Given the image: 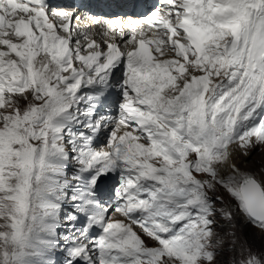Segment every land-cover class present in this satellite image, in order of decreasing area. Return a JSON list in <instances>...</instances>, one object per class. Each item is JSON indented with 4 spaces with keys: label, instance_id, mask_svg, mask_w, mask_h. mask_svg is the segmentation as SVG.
<instances>
[{
    "label": "snow or ice",
    "instance_id": "snow-or-ice-1",
    "mask_svg": "<svg viewBox=\"0 0 264 264\" xmlns=\"http://www.w3.org/2000/svg\"><path fill=\"white\" fill-rule=\"evenodd\" d=\"M73 17L0 0V264H264L209 195L264 230V0Z\"/></svg>",
    "mask_w": 264,
    "mask_h": 264
},
{
    "label": "rangeland",
    "instance_id": "rangeland-1",
    "mask_svg": "<svg viewBox=\"0 0 264 264\" xmlns=\"http://www.w3.org/2000/svg\"><path fill=\"white\" fill-rule=\"evenodd\" d=\"M242 152H237L234 155V160H237L242 166H250L249 168L253 171H261L264 173V145H258L255 148L248 150V155L244 156ZM253 167V168H252ZM256 168V169H255ZM264 175V174H263ZM212 196L215 206L221 207L220 200H216L215 197L218 195L224 202V205L231 206L234 214L235 231L237 234L253 248L255 251H264V230L254 225L253 223L246 220L244 215L240 212L237 207L236 201L229 196L227 191L217 185L216 193Z\"/></svg>",
    "mask_w": 264,
    "mask_h": 264
},
{
    "label": "bare ground",
    "instance_id": "bare-ground-1",
    "mask_svg": "<svg viewBox=\"0 0 264 264\" xmlns=\"http://www.w3.org/2000/svg\"><path fill=\"white\" fill-rule=\"evenodd\" d=\"M244 156H242V157L244 158ZM234 162L236 163L237 167H239L242 171H247V172L253 174L254 178H256L257 180H259L261 183H264V175H263L264 173L262 174L261 171H259V170L258 171H253V169L252 170L250 169L251 168L250 166H245L244 167V166L240 165L237 160H234ZM103 183L105 184V182H103Z\"/></svg>",
    "mask_w": 264,
    "mask_h": 264
}]
</instances>
